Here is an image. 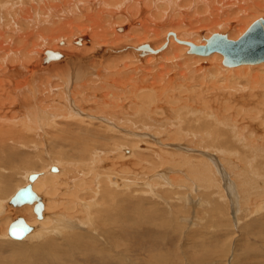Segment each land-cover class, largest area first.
I'll use <instances>...</instances> for the list:
<instances>
[{"label": "bare ground", "instance_id": "bare-ground-1", "mask_svg": "<svg viewBox=\"0 0 264 264\" xmlns=\"http://www.w3.org/2000/svg\"><path fill=\"white\" fill-rule=\"evenodd\" d=\"M260 9H264V0H0V242L7 243L9 248L11 246V249L8 248L10 257L13 258L17 254L12 250L14 246H23V243L10 241V237L12 240L36 242V245L35 243L32 245V255L37 256L44 252L46 253L44 256L50 259L63 249L61 243H65L66 247L73 244L79 245V242L90 239V236L84 233H77L79 230L101 231L104 223H108V219L112 218V210H95L94 214L93 209L99 208L96 199L107 201L108 198L112 200V196L122 198L129 194L125 187L129 186L130 182L123 180L125 175L120 176L121 173L117 169L120 165L119 161L113 159L109 161L112 157L108 154L110 150L95 149L91 146L92 142H96L98 138L106 139L108 136L105 133L106 130L105 132L95 131L96 129L87 127L88 124L86 126L82 124L83 119L80 113L90 107L86 106L89 102H96L95 97L98 96L96 92L91 95L88 91L92 88L99 89L102 87L101 83L106 94L103 102H97L98 105L105 106L107 109L112 103L118 106V102L114 100L120 97L119 91L115 88L109 91V84L119 83L131 92L129 98L141 101L140 117L147 114V118L151 120L146 125L157 126V129L159 125L152 121L154 117L150 116V112L162 113L166 108L163 107L165 104L182 101V106L190 109L186 108L184 116L182 115V124H178L189 133V137L193 134L192 139L196 136L207 140L208 143L213 141L216 146H223L226 151L230 150V153L231 151L240 153L242 157L248 159L247 162L251 165L252 171L263 173L264 162L259 161L258 153H264V65L251 64L264 61L242 62L223 68L219 62H215V59L222 60V56L217 54L218 51L210 53L211 55L207 54L210 55L208 57L197 53H195L197 56H194L190 50V53L186 54L190 48L185 42L189 40L188 33L191 36L197 35L202 29H226L227 32L232 29L234 37H229L226 32L220 31L205 38V43H200L201 45H205L214 34L220 33L226 34L232 40H238L249 32L254 24L253 22L250 25L249 18L253 12ZM263 19L264 16L255 22ZM170 29L176 32L169 33L170 46L175 47L176 50L181 49V54L167 58L168 61L162 60L164 62L157 63L159 57L148 54H157L166 47L161 46L163 40L160 38ZM170 35L175 38L171 39ZM193 40L199 43L196 38ZM145 41L150 42L145 43ZM77 42H83V44L79 45ZM145 44L149 45V49L142 46ZM125 46L128 47L122 49ZM219 53L222 55L221 52ZM145 54L148 56H144ZM164 54L167 55V51H164ZM204 61L210 64H205ZM143 63L152 65L149 75L146 73L147 75L140 77V80L135 77H123L127 70L137 68ZM223 64L228 66L224 61ZM177 65L183 69L182 75L185 76L183 81L173 77V74L178 72L176 67L177 71H174V66ZM230 68L232 71L228 70ZM105 70L111 77L107 83L105 78L109 77L103 76ZM217 75L220 77L218 78ZM88 77L91 78L88 79ZM98 79L99 82H96ZM75 83L77 85L74 91H71V97L68 93L72 89L70 86ZM100 97L99 95L98 98ZM73 101L77 103L76 108L73 106ZM71 103L73 105H70ZM182 106L180 104L179 108L181 109ZM134 109H136L135 106ZM228 113L237 115L236 122L229 123L226 117L221 120L220 116H226ZM170 119H172L171 116ZM170 119L167 115V118L162 121L165 122L162 126L166 130L173 127L171 124L169 125L172 127L166 125ZM99 125L104 127L102 124ZM176 131L181 133L179 126ZM78 133L82 134L83 138H71L74 142L72 147H75L74 150L78 156L69 155L67 150L63 149L62 151L65 152L63 155L52 159L39 168V171L30 168L35 163L31 156L37 154H28L17 148H23L32 143V147H36L37 151L42 148L48 149L67 135ZM173 135L175 138L176 133ZM8 143H12L13 146ZM229 143H231L230 146ZM238 143L254 149V153L251 152V155H248L250 151H245L246 148L240 147ZM256 145L260 147L256 148ZM122 147L119 145L117 148ZM82 149L86 152H82ZM138 154L137 162L142 164L141 168L145 166L144 168L148 167L149 170L151 164L153 168L156 167L157 161H151L149 158L151 155L147 156L143 151H138ZM144 162L149 165L147 166ZM199 163L200 167L204 165L207 168V174L205 176L202 174L199 180L192 178L193 183L189 184V182L185 183L184 177L181 176L178 182L183 183V186L173 181L176 179H171L169 182L165 179L163 184L162 180L159 182L160 178H155L154 186H168L165 191L176 188L174 191L176 193L177 189L187 188L195 191L194 195L199 193L198 196L204 195L207 191L209 195L213 193L211 196L217 193L218 195L211 197L210 201L213 200L212 204L217 207L216 211L221 213L222 210L224 211L225 200L223 194H219L222 189L219 167L215 171L213 165H205L202 160ZM57 165L63 166V172L53 174L52 171L60 172V167ZM76 166H78L77 169ZM77 171L85 175L84 179H76V186L72 178ZM153 171L156 170L153 169ZM139 172H141L140 169ZM32 173L37 174L34 180L29 179ZM16 175H20L19 181L15 180ZM126 178L128 180V177ZM13 181L20 184L15 188ZM28 183H31L33 190L43 202L42 217L38 214L34 215L36 201L21 205L10 203L15 192ZM91 183L95 186L100 185L101 198L95 194L98 190H92ZM209 188L217 191L212 189L211 193ZM247 188L238 189L240 201L235 203V206L239 211L249 206L253 212H259L264 208V188L262 187L260 197L254 201L253 206L250 205L252 202L248 201L251 194ZM134 191L140 198L141 195L149 192L146 189H134ZM151 192L152 197L162 198L158 192L152 190ZM88 197L92 198L87 200ZM180 197L183 200H189L195 207L196 199H191L187 193ZM198 201L204 203L203 198ZM107 204L110 205L108 202ZM205 206H211V202L206 201ZM90 210L93 216L91 212L89 214ZM225 211L228 213L229 210L226 208ZM18 217L24 218L25 222L32 226V230L21 239L9 234V226ZM76 221H81L84 226H77ZM119 229L123 231V227ZM101 234H104L105 238L106 233ZM94 239L97 240L95 237ZM99 243L100 246L103 245L102 242ZM112 245L114 246L113 243ZM58 257L59 255L52 260ZM73 257L79 260L78 253L74 252ZM128 259L133 261L130 257ZM82 261L81 264H83ZM64 263L67 264V261Z\"/></svg>", "mask_w": 264, "mask_h": 264}, {"label": "rangeland", "instance_id": "rangeland-1", "mask_svg": "<svg viewBox=\"0 0 264 264\" xmlns=\"http://www.w3.org/2000/svg\"><path fill=\"white\" fill-rule=\"evenodd\" d=\"M258 11L253 12L252 13L253 15L250 16L249 18L250 25L253 22H255L257 19L262 18L264 16V9H260ZM124 26H119V27H124ZM220 31L226 32L229 37L232 38L234 37L232 36L233 34L232 29L228 30V32L226 29L225 30L202 29L197 35L192 34L191 36L190 33H188L187 38H189V40L185 42H192L195 44L196 42L193 39L196 38V41L199 42L196 44L201 45L205 43L204 42L205 38H209L213 33ZM170 32L176 33L173 29H170L167 31L165 36H162L160 38L163 40L161 42V46H166V47L157 54L156 53L148 54V55H156L157 57H159V59L156 61L157 63H160L162 60L168 61L167 58L169 59V57L173 55L181 54V49L176 50L175 47L170 46V42L168 39ZM170 38L171 39L175 38V36L170 35ZM146 42L149 43L150 41H145V43ZM77 43L79 45L83 44V42L81 43L77 42ZM161 46L159 45V48ZM127 47L128 46L122 47V49ZM189 50L190 49L187 50L186 54L190 53ZM164 51H167V55L164 54ZM162 52L164 55L161 54ZM217 54L222 56L221 58L222 60L220 61L218 59L217 60L215 59V62L216 63L219 62V64H221L223 68H228L229 66L223 64V60H224L223 54L221 55L219 52H217ZM148 55L145 54L144 56H148ZM192 55L197 56L195 53H193ZM210 55H202V56L208 57ZM211 61L212 60H210V62ZM203 63L207 64L209 62L204 61ZM260 64H262L261 66H263L264 62L251 64V65H260ZM178 66L179 65L174 66V71L177 69L178 72H180L181 74L176 72L175 74H173V77L179 78L183 81L185 78V76L182 75L183 69H180V66L179 67ZM150 68H152V65L149 64L146 65L143 63L141 66L137 68H132L130 70H127L124 73L123 77H129V78L135 77L136 79L140 80V77H142L146 73L150 74L151 71ZM231 69L232 68L228 70L232 71ZM103 76L109 77V78H105L106 83L107 81L108 82L110 81L111 79L110 74L106 70L104 71ZM217 77L219 78L220 76L217 75ZM90 78L91 77H88V79ZM96 82H99V79ZM76 85L77 83L70 86V89L71 88L72 89L71 90L69 89L70 90L68 93L70 94L69 96L72 97V92L76 88ZM101 85L103 87L102 83ZM102 87H100L97 90H94L92 88L91 90L88 91L91 95H93V92L94 93L96 92V95L98 96L100 95L101 97L100 98H98V96L95 97L97 100L96 102L94 103L89 102V104L86 105L87 108L90 106L88 108L90 111L87 109L85 111L83 110L80 113L81 118L83 119L82 124L84 126L88 124L87 127H90V129L93 128L94 130L96 129L95 131L99 130L101 132L102 131L105 132L106 130L105 133H107L108 135L106 139L98 138L96 142L95 141L92 142L91 146H93L95 149H100V150L104 149L105 151L110 150L111 152L108 151V154L110 156L112 155V157L109 158V161H111V159H113L114 161H119L120 165H118L119 168L117 169L118 172L121 173L120 176L125 175L126 177H128V180L125 176L123 180L125 179L126 182H130V185L125 187V189L129 191V194H126L125 197L122 198H120L119 196H112L113 197L112 200L108 198L107 201L104 199H100V200L96 199V202H98L99 204V208H94L93 210L94 211L100 209L101 211L112 210V218L108 219L109 220L108 223H104V226L101 231L79 230L77 233H84L85 235L90 236V239L79 242V245L73 244V246L66 247L65 243H61V247L63 249H60L58 253L54 254L50 259L48 256H44V254H46L44 252H42V254L40 255L37 254V256L32 255L33 254L31 251L33 250L32 245L33 243H35L36 245V242L33 241L29 242L25 240H12V238L9 236L10 241H15L18 244L23 243V246L22 245L14 246L12 250L15 251L17 254L15 255V257L11 258L8 253L9 249H11V246L9 248L7 243L4 242L5 243L4 244L0 242V251H1L0 264H59V263L65 264L64 263L65 261H67V264H81L82 260H83L82 261L83 264H133V262L134 264H264V208L261 209L259 212L255 213L253 212V209L249 208V206L245 208L243 207L244 209L241 208V211H239V209L236 208L235 206V203L240 201L239 190L242 187L244 188L248 187L247 189L250 190L251 197L250 199H248V201L252 203L251 204L248 203V205L250 204L251 206H253L254 201H257L259 199L261 190L264 188V168L262 170L263 173L262 172L256 173L255 171H252L253 169L251 168V165H249V163L247 162L248 159L246 157H242L240 153H235L234 151H231L230 153V150H228L229 152L224 150L223 146L222 147L216 146L213 141L211 143L210 142L208 143L207 140H204L196 136H194L196 138V139L194 138L195 139L194 140L192 139L193 134L189 137L188 136L189 133L185 132L182 129L181 125L178 124V123L182 124V120H183L182 115L184 116L186 110L190 109L189 107H183L182 101H180L181 103L175 102L174 103L175 105L171 103L165 104L163 107L169 108L168 110L170 112L166 108L162 111V113H156L155 111L150 112V116L154 117L153 118L154 120L152 121L159 125L158 126V129L160 130L159 131L157 129V126L150 127L149 125H146V123L149 124L148 122H151V120L149 121V119L147 118L148 117L147 114H145L143 117H140L141 114L140 110L142 111V108L140 107L141 101L139 99L133 100L132 98H129L131 92L127 88L123 87V85L121 86L119 83L109 84V91L111 90V88L118 89L119 91L120 97L114 100V102L116 103L118 102V106L112 103L107 109L105 106L98 105L97 102L99 101L103 102L104 95L106 94L105 90L102 89ZM131 101H133L134 104ZM73 102L74 105L73 103H71L70 105H73L76 108L77 103L76 101ZM124 102L125 104H123ZM180 104L183 109L179 108ZM134 106L137 110L134 109ZM124 107H126L127 110ZM128 111L130 112L134 111V112L133 113L131 112L130 114V112L128 113ZM133 114L135 115L133 116ZM167 115H169V119L170 116L172 119H170V121L167 122L166 125L168 127H172V126L173 127L172 129L167 128L166 130V128L162 126L163 123L165 124V122L162 121L165 120V118H167ZM176 115H177V120H176ZM93 116H95L96 118ZM236 116L237 115L234 116L228 113L226 114V116L221 115L220 118L221 120H224V118L226 117L229 123H232V122H236L235 121ZM87 119L90 120L91 122L88 121ZM92 119H94V121ZM99 124L104 125V127L100 126ZM169 124H171L172 126ZM177 126L180 127L181 133H177L176 131ZM163 130H165V132L162 133ZM260 130L262 131V129ZM77 131L82 132V130H77ZM172 132L173 134L176 133L175 138L173 134H169ZM199 133H201V131ZM263 136H264V131H263ZM71 138L81 139L83 138V135L80 133L76 135H72V134L67 135L66 137L62 138V140L55 142L53 147H49L48 149L42 148L39 151H37L36 147L35 148L32 147V143L27 144V146L23 148L17 146L15 147L19 148L22 152H26L28 154H37L36 156H31V158L34 159L35 163L30 168H34L35 170H38L42 166L48 164L52 159L58 158L61 155H63L65 153L64 151H62L63 149L67 150V153L69 155L78 156V153L74 150L75 147H72L73 146L72 144L74 142ZM8 144L13 146L12 143H8ZM230 144L231 143H229V146ZM119 145L121 147L123 146L121 148L123 150L119 149L120 147L117 148ZM127 145L132 146L133 148L132 147L129 148ZM238 145L240 147L241 146L245 147L241 143L240 144L238 143ZM258 147L260 146H257L256 148ZM245 148H244L245 151H250L248 152V155H251V152L254 153V149L249 147H245ZM261 148L263 150V145ZM81 151L86 152L85 149H82ZM138 151L145 152L147 156L151 155L149 158L151 159V161H157L155 164L157 168L156 167L153 168L154 166L152 164L149 165L146 162L144 163L147 164V166L149 165L150 169L148 170L147 169L148 167H146L145 169L144 168L145 166L141 168L142 164H138L137 162L138 161L137 155H139ZM173 155L175 158L173 157ZM258 158H260V160L258 159L259 161L264 162V153L259 152ZM201 160L204 161L205 165L206 164L213 165L215 171L219 167L222 178V180L220 179V183L223 189V190L220 189L219 194H223L225 200V202H223V204H225V206L223 207L224 211L222 210L221 213L216 211L215 208L217 207L215 205L213 206L212 204L213 200L210 201L211 197L216 196L217 193L211 196L213 194L212 193L213 191L215 192L217 191L216 189L212 188L213 189L212 191V189L209 188L212 193L211 195H209L208 194L209 192L207 191V193L205 192L204 195L198 196L199 193H197L198 195H194L195 191H190V189L187 188L177 189L178 192L176 193L174 192L176 188L175 190L170 188L169 190H167L168 191L167 192L165 191V188L167 187L166 189H168V186L165 187L154 186V184H156V182H154L155 178H160L159 182L162 180L163 184L165 183L164 181L165 179L168 182L171 179H176L177 181L176 180L173 181L176 184H181V185H183V183L178 182V179L181 176L184 177L183 179L185 183L189 182V184L193 183V179L199 180L202 174L203 176L207 174V168L204 167V165L200 167L201 164L199 162ZM135 165H136L135 167L136 169L134 168ZM187 165L189 166L187 167ZM53 166L52 168L54 169ZM57 166L60 167V172L52 171L53 174L63 172V166L61 165H57ZM258 167L259 166H257V168ZM77 168L78 166H76V169ZM151 168H153L156 171H153V169ZM139 169L141 172H139ZM142 171L145 173H143ZM239 172L241 173L239 174ZM84 175L85 174L83 172L81 173L79 171L76 172V174L72 178L76 186H77L76 179L79 178L84 179ZM19 177L20 175H16L15 180L19 181L20 180ZM24 179L26 180V177ZM131 181L133 184L131 183ZM13 182L15 188L17 187L18 184H20V182L17 183H15V181ZM243 183H245V185ZM90 185H92V190L94 189L98 190L95 192V194H98L101 198L102 192L100 189V185L95 186L92 183ZM132 185H135L136 188L135 186ZM131 188L133 189V191ZM134 189H139V190L146 189V191L149 192L145 195H141L140 198V196L136 194V191L138 190L134 191ZM151 190L153 192H158L159 195L161 194L162 198L152 197ZM186 193L191 196V199H196L195 207L193 206L192 202H189V200H183V198L180 197L181 195H186ZM147 197L149 198L151 197L150 199L152 198L153 199L150 201V199L148 200L145 199ZM91 198L92 197H88L87 200ZM201 198H203L204 200L203 204L198 201V199ZM164 199H166L167 201ZM206 201L208 203L211 202V206L206 207L205 206ZM107 202L110 203V205H108ZM226 208L229 210L228 213L227 211H225ZM90 212L91 210L89 211V214ZM95 213L96 211L94 212V214ZM34 215L37 216V213L34 212ZM76 224L77 226L80 227L84 226L81 224V221L80 222L76 221ZM122 227L124 232L119 229V228L122 229ZM84 229L87 228L84 227ZM102 232L106 233L105 238H104V234H101ZM91 234L93 235L92 237ZM94 237L97 239L96 241ZM119 237H121L122 239L121 238L119 239ZM99 242H102L103 245L100 246ZM112 243L114 244V246L112 245ZM95 245L97 246V248ZM37 248L40 249V247ZM74 252L75 254L78 253V258L79 260L81 259L80 261L74 259L73 257ZM57 255H59V257L57 259L52 260ZM127 257L132 258L133 261L129 260ZM151 260L154 262L151 263L152 262Z\"/></svg>", "mask_w": 264, "mask_h": 264}, {"label": "water", "instance_id": "water-1", "mask_svg": "<svg viewBox=\"0 0 264 264\" xmlns=\"http://www.w3.org/2000/svg\"><path fill=\"white\" fill-rule=\"evenodd\" d=\"M190 45V52L207 55L214 51L221 52L224 55V63L228 66L240 64L242 62H262L264 61V19L254 22L249 32L238 40H232L226 34H214L205 45H196L186 42ZM149 49V45H142ZM37 174L29 176L34 180ZM35 211L39 217H42L43 202L33 190L31 183L19 188L11 197L10 203L21 205L28 202H34ZM32 230L24 218H16L9 230V234L17 239L23 238Z\"/></svg>", "mask_w": 264, "mask_h": 264}]
</instances>
